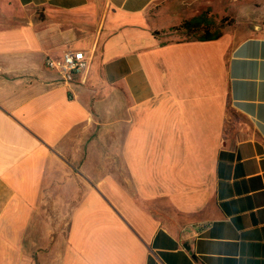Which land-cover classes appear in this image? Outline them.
I'll use <instances>...</instances> for the list:
<instances>
[{
  "label": "crops",
  "instance_id": "obj_1",
  "mask_svg": "<svg viewBox=\"0 0 264 264\" xmlns=\"http://www.w3.org/2000/svg\"><path fill=\"white\" fill-rule=\"evenodd\" d=\"M0 264H264V0H0Z\"/></svg>",
  "mask_w": 264,
  "mask_h": 264
},
{
  "label": "built area",
  "instance_id": "obj_2",
  "mask_svg": "<svg viewBox=\"0 0 264 264\" xmlns=\"http://www.w3.org/2000/svg\"><path fill=\"white\" fill-rule=\"evenodd\" d=\"M44 65L64 79H70L73 76L84 78L90 65V58L84 54L83 50L66 49L59 56L47 55Z\"/></svg>",
  "mask_w": 264,
  "mask_h": 264
},
{
  "label": "rangeland",
  "instance_id": "obj_3",
  "mask_svg": "<svg viewBox=\"0 0 264 264\" xmlns=\"http://www.w3.org/2000/svg\"><path fill=\"white\" fill-rule=\"evenodd\" d=\"M235 14H233L231 11H227L223 16H217L212 18V23L208 26L210 31H214V33L217 30H222L223 28L232 25L236 20L237 17H234ZM179 30V29H178ZM176 35L180 38H195L198 36L203 35L202 30L198 31H186L185 34L184 32H179L176 33Z\"/></svg>",
  "mask_w": 264,
  "mask_h": 264
},
{
  "label": "trees",
  "instance_id": "obj_4",
  "mask_svg": "<svg viewBox=\"0 0 264 264\" xmlns=\"http://www.w3.org/2000/svg\"><path fill=\"white\" fill-rule=\"evenodd\" d=\"M199 25H200L199 22H184V23L182 24V27H183L186 31L190 32V31H194L196 28H198ZM212 35H214V36H212ZM216 36H217V34H211V33L208 31V29H204V33H203V35L200 36L199 38H202V39H210L211 37H216Z\"/></svg>",
  "mask_w": 264,
  "mask_h": 264
}]
</instances>
